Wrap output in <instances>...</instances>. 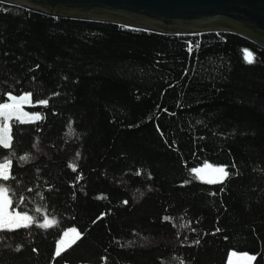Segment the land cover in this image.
<instances>
[{"label":"trees","instance_id":"trees-1","mask_svg":"<svg viewBox=\"0 0 264 264\" xmlns=\"http://www.w3.org/2000/svg\"><path fill=\"white\" fill-rule=\"evenodd\" d=\"M26 92L42 118L12 121L0 193L32 220L0 229V264H264L263 46L0 1V104Z\"/></svg>","mask_w":264,"mask_h":264},{"label":"water","instance_id":"water-1","mask_svg":"<svg viewBox=\"0 0 264 264\" xmlns=\"http://www.w3.org/2000/svg\"><path fill=\"white\" fill-rule=\"evenodd\" d=\"M49 15L168 34L232 32L264 47V0H0Z\"/></svg>","mask_w":264,"mask_h":264},{"label":"snow or ice","instance_id":"snow-or-ice-1","mask_svg":"<svg viewBox=\"0 0 264 264\" xmlns=\"http://www.w3.org/2000/svg\"><path fill=\"white\" fill-rule=\"evenodd\" d=\"M191 51V48L189 49ZM255 55L248 51L245 50V62L252 64L255 63ZM11 100L14 101V103H2L0 104V116L4 117V122L3 126L0 127V146L3 148H10L11 147V135H10V128L8 127L7 124V119L9 116L12 114H15L17 122H24L22 118L27 117V122H35L36 120L41 119L39 114L33 115V116H28L27 113H23L21 111V105L28 103L29 100L31 99V94L25 95L20 98V100H16V97L12 96L10 97ZM40 104L47 105V100H42L40 101ZM24 159H27V157H24ZM73 168V171L76 170L75 165L71 166ZM210 167V166H209ZM10 168H11V159L5 160L3 162H0V178L3 180L7 181L10 179ZM194 172H196L198 175L200 172L203 170L201 169H194ZM213 172L217 174L216 178L209 180V183H217V182H222L223 178H226L229 173L225 170L224 167H217L213 169ZM6 192V190H5ZM127 203V201H125ZM10 204V201L7 199L6 195L0 194V229H3L7 227L10 223H13V221H10L8 218V213H7V208L8 205ZM19 218V221H31L32 217L28 215H23L20 216L19 213L16 214ZM52 221H45L44 224L39 225L40 227H49L52 225ZM16 227L20 226H27V225H21L19 222H15ZM73 233L75 235H79L76 230H73ZM65 236H68V233H64ZM61 245L64 244V240L61 239L59 242ZM61 253L58 250L56 252V255L59 256ZM233 255H236L233 253ZM255 256H242L238 258L239 261L243 260H255Z\"/></svg>","mask_w":264,"mask_h":264},{"label":"rangeland","instance_id":"rangeland-1","mask_svg":"<svg viewBox=\"0 0 264 264\" xmlns=\"http://www.w3.org/2000/svg\"><path fill=\"white\" fill-rule=\"evenodd\" d=\"M28 94H31V93L26 92V93H23V94H20V95L11 94V95H9V100L6 103H14V101L10 99V97H12V96L16 97V100H20L21 97H23L25 95H28ZM32 105H33V98H32V94H31V99L29 100V102L21 105V111L23 113H27L28 116H33V115L39 114L40 117L42 118V114L40 112L30 109V107ZM22 119L24 121L22 123H30V122H27V117H24ZM13 120H16L15 114H12L7 119V124H8V127L10 128V135H11V138L12 139H13V137H12L11 128H12V121ZM36 121H38V120H36ZM3 122H4V117L0 116V127L3 126ZM12 139H11V145H12ZM217 167H223V166H219V165H215V164L208 163V164H205V165H203L201 167L194 168V169H201V170H203L202 172L199 173V175L196 172H194V171L193 172L197 176V178H199L200 180H202L204 182H208L209 180L216 178L217 174L213 172V169L214 168H217ZM10 176H11V168H10ZM0 194L6 195L7 199L9 200L8 194L5 191H2ZM10 212H11V210H10V204H9L8 205V208H7L8 218H9L10 221H13V223H10L8 226H15V222H19L20 224H22L24 222V221H19L18 216L16 214L15 215H11ZM74 229L76 230V232L79 233V235H75L73 233V230ZM64 233H68V236H65ZM64 233H63V235L61 237V239L64 240V244L61 245L59 243L61 241V239H60L59 242H58V244H57V250H56V252L58 250L60 251V253L63 252L64 250H66L67 248H69L72 244H74L77 241V239L80 237V232L75 227H72V228L67 229ZM233 253H235L236 255H233ZM245 255H247V256H254V255H252L250 253H242V252L232 251L230 253V255H229V264H253L254 260H251V261H249V260H243V261H239L238 262V258L239 257H242V256H245Z\"/></svg>","mask_w":264,"mask_h":264}]
</instances>
